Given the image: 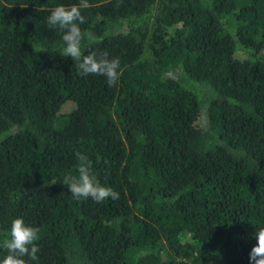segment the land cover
Here are the masks:
<instances>
[{
  "label": "trees",
  "instance_id": "16d2710c",
  "mask_svg": "<svg viewBox=\"0 0 264 264\" xmlns=\"http://www.w3.org/2000/svg\"><path fill=\"white\" fill-rule=\"evenodd\" d=\"M85 2L82 49L119 59L111 86L47 24L81 0H0V259L22 217L39 229L27 264H251L264 0ZM77 153L118 199L71 194Z\"/></svg>",
  "mask_w": 264,
  "mask_h": 264
},
{
  "label": "clouds",
  "instance_id": "9594fccd",
  "mask_svg": "<svg viewBox=\"0 0 264 264\" xmlns=\"http://www.w3.org/2000/svg\"><path fill=\"white\" fill-rule=\"evenodd\" d=\"M87 6L85 0H81L79 5L73 4L67 7L58 5L47 17V24L63 31L64 47L61 50V56L71 57L73 61H77L81 75L95 74L105 76L111 86L119 78V59L109 60L106 52L101 53L99 56L94 51L85 54L82 49L81 41L84 35L79 25L86 22L81 9ZM88 38L90 40L93 39L90 34ZM76 155L79 160L78 176L68 175L64 178L71 194L75 198L91 197L96 202H102L109 197L118 199L119 194L111 187L101 185L92 173L88 158L80 153ZM38 233L39 229L26 225L22 217L13 219L10 228V238L5 240L3 244L7 254L0 259V264H27L24 257H28L33 261L38 260L36 253L39 248L34 243L39 239ZM249 259L251 264H264V227L256 232V245L252 247Z\"/></svg>",
  "mask_w": 264,
  "mask_h": 264
}]
</instances>
